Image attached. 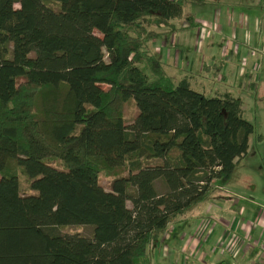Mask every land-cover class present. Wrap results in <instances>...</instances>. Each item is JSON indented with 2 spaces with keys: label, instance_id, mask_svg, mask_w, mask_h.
Here are the masks:
<instances>
[{
  "label": "trees",
  "instance_id": "trees-1",
  "mask_svg": "<svg viewBox=\"0 0 264 264\" xmlns=\"http://www.w3.org/2000/svg\"><path fill=\"white\" fill-rule=\"evenodd\" d=\"M187 1L209 0H0V264H154L170 226L239 182L243 99L175 80L149 46Z\"/></svg>",
  "mask_w": 264,
  "mask_h": 264
},
{
  "label": "crops",
  "instance_id": "crops-1",
  "mask_svg": "<svg viewBox=\"0 0 264 264\" xmlns=\"http://www.w3.org/2000/svg\"><path fill=\"white\" fill-rule=\"evenodd\" d=\"M254 14L213 10L210 18L194 21L197 28L184 23L182 28L161 36L158 57L171 74L179 70L183 77L192 76L196 86L243 99L244 111L242 94L264 82V8ZM211 21L214 29L209 30L206 26ZM190 29L196 33L190 43L192 49L186 45L185 36H180ZM171 37L172 46L179 48L175 54L169 50ZM213 201L199 205L170 226L168 234L151 250L154 264H264V253L259 260L255 255L258 249L264 251L260 208L250 205L232 209L224 204L227 202Z\"/></svg>",
  "mask_w": 264,
  "mask_h": 264
},
{
  "label": "rangeland",
  "instance_id": "rangeland-1",
  "mask_svg": "<svg viewBox=\"0 0 264 264\" xmlns=\"http://www.w3.org/2000/svg\"><path fill=\"white\" fill-rule=\"evenodd\" d=\"M16 7L19 8L18 5ZM263 8L264 0H209L204 4H197L187 1L185 5V18L183 24H188L190 18H193L196 21H198L199 18L208 19L211 17L213 10H223L224 12L229 10L230 13L236 10L245 11L249 14H253L254 17V11L260 9L263 10ZM217 13L218 11L216 12V15ZM207 24L208 25L206 28H209V30L214 29V21L208 22ZM143 27L148 31H165L162 28L158 29L157 26L150 27V25L146 23L143 25ZM182 32L184 33L180 36H185V41L187 40V42H185L186 45L192 49L193 46L191 45L196 34L195 31L190 29ZM170 40L171 42L169 50L175 54V50H179V48L175 49L174 46H172V42L174 41L173 37H171ZM160 42L161 41L158 40V37L152 41H149L150 49L155 55H157V57L158 45ZM168 72H170L169 75H171L177 81L183 77L181 76L182 72H179V70L175 71L174 74H171L172 71L170 69ZM193 87L195 90L204 93L206 96L216 95L215 92H212V90H208L207 88L204 89L202 87L196 86V84H193ZM214 87L218 88V86H215V84ZM242 95L245 99L244 115L245 118L254 125V134L250 138L248 153L240 161L238 166V172L240 175L239 182L235 184H229L224 189L216 193L213 196V203L218 201L227 202L224 204L226 206L230 204L232 209H239L241 206H255V208H260V212L262 213V216H264V82L260 83L256 90H252L250 92L246 91V93ZM138 113L139 111L136 106V102L134 99H131L126 104L124 109V120L126 124H131ZM0 143L5 147L14 146V143L3 137H0ZM60 164L61 163L59 161H54L53 163V165L57 167H61ZM113 180L114 177L109 173L105 172L99 175L100 184L107 190H111ZM20 184L21 191L24 195L33 193L26 178L21 177ZM129 206L131 205L129 204ZM58 231L59 233H81L82 235L90 236L92 235L93 227H69L67 229H58ZM262 253H264V251L261 252V249H258L255 252V255L257 254L256 257L258 260Z\"/></svg>",
  "mask_w": 264,
  "mask_h": 264
}]
</instances>
